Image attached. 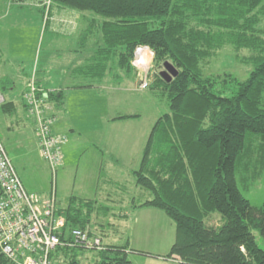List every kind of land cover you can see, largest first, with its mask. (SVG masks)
Returning a JSON list of instances; mask_svg holds the SVG:
<instances>
[{
    "label": "trees",
    "instance_id": "obj_1",
    "mask_svg": "<svg viewBox=\"0 0 264 264\" xmlns=\"http://www.w3.org/2000/svg\"><path fill=\"white\" fill-rule=\"evenodd\" d=\"M55 6L94 14L90 34L99 25L103 44L74 68L78 75L102 79L111 61L131 73L139 47L152 52V68L169 61L178 69L170 82L153 70L148 88L163 91L170 112L154 123L134 170L136 184L148 194L131 205L133 213L157 208L174 221L176 239L166 257L178 264H264L258 242L259 235L264 243V203L252 204L239 185L240 175L264 171V27L259 25L264 0H53L52 10ZM225 46L238 54L250 51L237 58L252 67L247 79L204 74L203 67ZM11 84L8 77L0 81L2 91ZM38 85L47 92V105L49 100L63 103V93ZM11 105L2 107L9 111ZM96 204V199L73 196L66 208L58 207L65 219L63 239L73 228L97 234L94 217L111 209ZM98 232L103 248L92 250L97 252L92 260L80 256L87 249L57 246L53 264L132 263L129 240L107 244L103 224ZM0 264H11L1 251Z\"/></svg>",
    "mask_w": 264,
    "mask_h": 264
},
{
    "label": "rangeland",
    "instance_id": "obj_2",
    "mask_svg": "<svg viewBox=\"0 0 264 264\" xmlns=\"http://www.w3.org/2000/svg\"><path fill=\"white\" fill-rule=\"evenodd\" d=\"M0 4L3 11H11V13L32 8L29 2L25 3L28 5L18 6L13 4L11 0H0ZM31 21L32 16L29 13L26 17L22 16L12 22L2 23L0 27V43L5 46V43L7 45L8 42L10 45L0 59V81L6 77L12 81L10 87L3 91L0 87V91L4 94L7 101H14L17 105V109L12 112L4 111L2 105H0V139L12 158L26 188L40 199L49 197L55 190L54 188H56V197H61L59 198L61 202L57 205L60 208H66L71 196L83 199L95 198L93 185L96 178L83 176L81 166L78 169L75 167L76 164H69L70 166L68 167L61 165L57 168L56 175H54L50 165L41 156L33 118L27 112L25 113L20 106L21 97H23L27 81L34 68H36V75L38 76V69L39 71L42 69V62L46 65L48 60L52 61L49 58L51 54L65 51V48H61V50L53 48L52 50L50 43H48L50 34H45V28H42V26L36 30L35 24ZM259 25L264 27L263 17H260ZM249 52L248 49H243L238 54L233 50L232 46H225L219 51L217 57L212 58L211 62L203 67V72L205 75L215 76L231 73L240 80H245L248 78L252 67L241 63L237 58L238 56L249 54ZM152 64L149 71H144L149 73L150 81L153 79L152 74L154 71L161 72L164 69V66H154L152 68ZM53 67H57L55 62L52 64ZM141 75L136 69L129 73L128 77L123 75L122 80H115V75L112 73L109 77L111 80L109 83L115 88L122 86V89H112L110 92L109 90L105 92L107 96L111 97V114L114 117L119 114L139 115L131 117L132 119L127 118L128 120L121 119L124 120L123 123L114 124L111 132L114 139L111 144L113 152L111 155L107 154V172H103L105 177H107L105 178L107 180L106 184L102 186V192L105 193L102 196H97L100 202L96 204L99 208L109 207L111 212L105 214L100 210V213L97 217H94L92 222V225L95 224L93 227L96 229L95 232L97 234H100L98 231L102 224L105 231H108L107 233H116L112 239L104 238L107 244L118 243L121 238L123 239L119 243H123L129 237L130 230L123 226L127 222L122 221V223H119V219H115L114 216L131 214V202L134 199L141 201L144 199L142 194H148L147 191L136 184L134 170L140 166L143 149L154 123L159 117L170 112L169 100L162 90L140 88L139 77ZM45 76L47 75L45 74ZM51 80L52 82H57L54 77ZM74 81L72 83H76ZM81 81L82 79H78L77 83L81 85ZM60 82L66 83V80L62 79ZM103 83L106 85L105 83L108 82L105 81ZM104 85L102 89L107 91ZM86 138H88L87 134L84 133L82 141H86ZM259 185L255 188L251 187L249 190H243L247 197H252V204L256 206H261L264 203V181ZM121 198H123V201L119 203L122 200ZM215 217L221 216L215 214ZM108 223H117V227L112 225L111 228H107ZM258 242L264 247L259 235ZM80 256L84 260H92L97 256V252L84 250L83 254L80 253ZM149 262L150 264H167L157 259H149Z\"/></svg>",
    "mask_w": 264,
    "mask_h": 264
},
{
    "label": "crops",
    "instance_id": "obj_3",
    "mask_svg": "<svg viewBox=\"0 0 264 264\" xmlns=\"http://www.w3.org/2000/svg\"><path fill=\"white\" fill-rule=\"evenodd\" d=\"M36 1L39 2L40 0ZM13 4L18 6L28 5L25 3ZM31 5L32 8L29 10H17V12L13 11V13L11 11H3L2 6H0V27L2 23L12 22L14 19L16 20L22 16L26 17L30 13L32 16L31 22L35 24L36 30L42 26V28H45V34H50L48 43H50L52 50L53 48L57 50L65 48L63 53L52 52L53 54L49 56L52 59L51 62L48 60L46 65L42 62V69L40 71L38 69L37 78L39 84L46 90H54V93L57 94H60V92L63 93V103L60 104L56 100H49L50 102L48 103V113L54 116V123L52 125L53 132L66 135L68 138L63 148L64 161L62 165L68 167L76 164L75 167L78 169L81 166L83 176L96 178L93 185L95 198L91 197V199H96L100 202L97 196H102L105 193L102 192V186L107 181L105 179L107 177L103 173L104 171L107 172L106 157L107 154L111 155L113 152L111 148V144L114 141L111 134L113 125L123 123L124 121L114 118L128 115L119 114L114 117L111 114V97L109 95L107 96L105 92H108V90L110 92L112 89H122V86L115 88L109 83L111 81L109 77L112 73L115 75V80H122V76L125 75L128 77L129 73H124L122 70H119L118 66H115V62L111 61V67L102 79L78 75V72L74 68L85 64L103 44L99 25L94 33H89L90 27L93 26L95 15L86 11L55 6L52 10L51 17L46 21L43 7L38 3ZM98 21L101 22V19ZM87 33H89L88 36ZM9 46L8 42L7 45L5 43V46L0 43L2 53ZM144 55H150L151 57L152 52L147 49ZM54 62L57 64L56 68H52ZM112 66H115V68L113 69ZM53 77L57 82H52L51 79ZM59 79L66 80V83H59ZM78 79H82L81 86L79 85L80 83H77ZM103 80L109 84L105 83L106 85H104L103 82L105 81ZM73 81L76 83H72ZM103 85L107 91L102 89ZM6 102L12 103L11 110L8 112L17 109L14 101L6 100ZM20 106L26 113L23 97H21ZM3 110L7 111L4 108ZM84 133L88 137L85 139L86 141H82V135ZM71 155L72 159L70 160ZM249 173V176L244 174V177H241L240 175L239 185L242 191L249 190L251 187L255 188L264 181V171L260 175L255 173V171ZM59 198L57 197L58 204L61 202ZM248 198L252 202V197ZM121 199L116 200H121L119 203H122L123 198ZM114 218L119 219V223L126 221L127 224H123V226L130 230L129 237L126 241L129 240L130 249H132L129 253V258L132 261L131 264H150L149 259H157L167 264L179 263V260L176 258L166 257L176 239V224L164 211L157 208H142L129 215H115ZM116 224L112 223L114 226ZM107 228H111V223H108ZM107 232L106 230L107 238L111 239L116 234Z\"/></svg>",
    "mask_w": 264,
    "mask_h": 264
},
{
    "label": "built area",
    "instance_id": "obj_4",
    "mask_svg": "<svg viewBox=\"0 0 264 264\" xmlns=\"http://www.w3.org/2000/svg\"><path fill=\"white\" fill-rule=\"evenodd\" d=\"M38 4L43 7L47 21L53 0H42ZM146 50L139 47L133 59V65L142 74L139 77L141 89L148 88L150 83L149 73L144 71L150 70L153 55L145 56ZM36 73L34 68L27 81L24 101L27 114L34 121L41 156L56 175L64 161L63 148L68 138L53 132L54 117L47 113L48 95L39 87ZM5 102L6 97L0 91V105ZM57 204L56 190L45 199L28 191L0 139V251L11 264H53L51 252L57 246L103 248L101 236L89 229L73 228L63 239L65 219L57 214Z\"/></svg>",
    "mask_w": 264,
    "mask_h": 264
},
{
    "label": "water",
    "instance_id": "obj_5",
    "mask_svg": "<svg viewBox=\"0 0 264 264\" xmlns=\"http://www.w3.org/2000/svg\"><path fill=\"white\" fill-rule=\"evenodd\" d=\"M160 75L170 82L174 77L178 75V69L169 61L164 63V69L160 72Z\"/></svg>",
    "mask_w": 264,
    "mask_h": 264
},
{
    "label": "clouds",
    "instance_id": "obj_6",
    "mask_svg": "<svg viewBox=\"0 0 264 264\" xmlns=\"http://www.w3.org/2000/svg\"><path fill=\"white\" fill-rule=\"evenodd\" d=\"M141 62H142V63L144 62L143 59H141Z\"/></svg>",
    "mask_w": 264,
    "mask_h": 264
}]
</instances>
